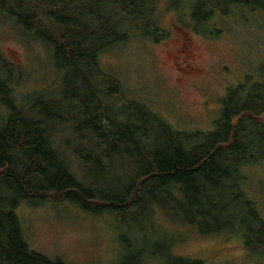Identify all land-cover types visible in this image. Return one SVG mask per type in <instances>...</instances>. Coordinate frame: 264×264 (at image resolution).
<instances>
[{"label": "trees", "instance_id": "obj_1", "mask_svg": "<svg viewBox=\"0 0 264 264\" xmlns=\"http://www.w3.org/2000/svg\"><path fill=\"white\" fill-rule=\"evenodd\" d=\"M159 2L0 0V13L49 47L64 74L61 98L46 99L45 91L23 103L14 95L13 65L0 54V264H65L29 248L15 213L24 200L69 201L92 214L112 213L136 236L159 230L160 219L199 226L206 235L244 224L245 246L264 255V220L238 191L243 167L263 154L254 143L264 139V67L262 82L229 90L213 131L190 133L146 104L124 100V86L100 65L101 54L128 41L132 31L155 42L167 38ZM194 5L198 23L214 10H264V0ZM118 163L125 167L117 176ZM230 203H240L250 218H241L239 208L234 213ZM163 237L170 246L155 242L122 264H205L174 253L173 239Z\"/></svg>", "mask_w": 264, "mask_h": 264}, {"label": "rangeland", "instance_id": "obj_2", "mask_svg": "<svg viewBox=\"0 0 264 264\" xmlns=\"http://www.w3.org/2000/svg\"><path fill=\"white\" fill-rule=\"evenodd\" d=\"M194 2L160 0L157 14L167 38L155 42L132 31L128 41L101 54L100 65L124 86V100L146 104L178 131L209 133L222 114L229 90L262 82L264 10L239 6L228 14L214 10L198 23L192 17ZM182 35L189 39L199 74L182 76L178 71L185 67L179 56ZM0 54L13 65L11 80L18 100L32 102L45 91L50 94L46 99L62 97L64 74L55 65L52 50L2 13ZM180 76L181 81L177 82ZM254 149H261L263 154L243 167L245 180L240 181L238 191L242 190L254 203L264 220L263 138L254 143ZM124 167V163L113 167V171L118 169L115 175ZM110 181L115 183L116 178L110 177ZM234 193L238 195L236 190ZM229 208L234 213L239 208L241 218H250L240 203L238 207L230 203ZM15 213L29 248L65 264H122L155 242L170 246L163 236L173 239L174 253L205 264H264V255L245 246L248 226L244 224L206 235L199 226L174 225L160 219L156 224L160 231H145L136 236L114 214H92L69 201L24 200ZM253 228L259 227L254 224Z\"/></svg>", "mask_w": 264, "mask_h": 264}, {"label": "flooded vegetation", "instance_id": "obj_3", "mask_svg": "<svg viewBox=\"0 0 264 264\" xmlns=\"http://www.w3.org/2000/svg\"><path fill=\"white\" fill-rule=\"evenodd\" d=\"M183 40V48L179 51V56L183 60L184 68H178V71H180L182 76H189L193 74H199L200 68L196 65V60L194 59V51L192 50L191 46L189 45V39L186 37V35H182ZM176 66L179 67V65L176 64ZM181 81V76L177 78V82ZM259 83V82H256ZM255 83V84H256ZM250 87V86H248Z\"/></svg>", "mask_w": 264, "mask_h": 264}]
</instances>
